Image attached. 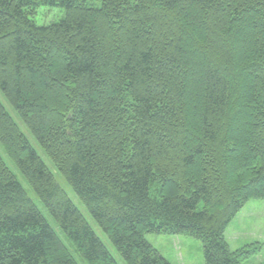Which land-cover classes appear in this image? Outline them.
<instances>
[{"label":"trees","instance_id":"obj_1","mask_svg":"<svg viewBox=\"0 0 264 264\" xmlns=\"http://www.w3.org/2000/svg\"><path fill=\"white\" fill-rule=\"evenodd\" d=\"M0 93L125 264H170L148 233L257 253L225 230L264 199V0H0ZM0 146L85 264H118L1 102ZM0 264H77L1 155Z\"/></svg>","mask_w":264,"mask_h":264},{"label":"rangeland","instance_id":"obj_2","mask_svg":"<svg viewBox=\"0 0 264 264\" xmlns=\"http://www.w3.org/2000/svg\"><path fill=\"white\" fill-rule=\"evenodd\" d=\"M62 10L58 8H40L36 17L37 24L48 23L59 19L62 16ZM0 102L12 117L14 122L19 127L20 131L25 135L32 148L37 155L48 167L50 172L54 175L57 184L66 192L73 204L78 208L84 216L86 222L89 224L95 235L104 244L106 249L116 260L118 264H125L114 246L110 243L107 236L98 227L91 215L88 213L84 205L76 197L64 177L56 170L47 155L41 149L39 144L35 141L26 126L16 114L14 109L7 103L0 93ZM0 155L6 163L7 167L16 176L18 182L21 184L27 195L31 198L36 207L40 210L48 224L57 234L58 238L69 250L72 257L77 264H85L74 246L68 241L66 236L57 227L51 215L44 207L39 198L34 194L29 187L21 173L10 161L0 146ZM145 240L152 245L170 264H203L202 245L199 240L184 235H156L145 234ZM225 238L231 251L243 248L244 246L252 245L257 249L256 254H252L248 259L244 260L242 264H264V199H252L245 203L238 214L230 221L225 230Z\"/></svg>","mask_w":264,"mask_h":264}]
</instances>
